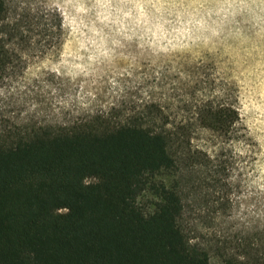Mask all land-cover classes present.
Here are the masks:
<instances>
[{
	"label": "trees",
	"instance_id": "1",
	"mask_svg": "<svg viewBox=\"0 0 264 264\" xmlns=\"http://www.w3.org/2000/svg\"><path fill=\"white\" fill-rule=\"evenodd\" d=\"M9 11L0 0V81L20 59ZM201 80L198 97L0 125V264H264V225L217 229L229 184L195 139L231 137L240 112L232 87Z\"/></svg>",
	"mask_w": 264,
	"mask_h": 264
},
{
	"label": "rangeland",
	"instance_id": "2",
	"mask_svg": "<svg viewBox=\"0 0 264 264\" xmlns=\"http://www.w3.org/2000/svg\"><path fill=\"white\" fill-rule=\"evenodd\" d=\"M6 1L21 25L11 39L20 59L0 81V125L198 97L201 79L216 78L240 112L231 137L206 129L195 139L220 155L229 184L217 229L264 225V0Z\"/></svg>",
	"mask_w": 264,
	"mask_h": 264
}]
</instances>
